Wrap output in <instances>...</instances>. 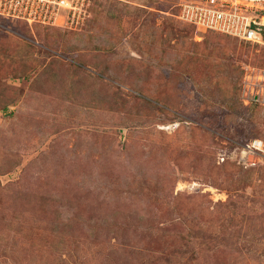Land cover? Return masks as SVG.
I'll return each instance as SVG.
<instances>
[{"label":"rangeland","instance_id":"1","mask_svg":"<svg viewBox=\"0 0 264 264\" xmlns=\"http://www.w3.org/2000/svg\"><path fill=\"white\" fill-rule=\"evenodd\" d=\"M178 1L92 0L71 30L0 16V264H264V166L238 150L264 140V43Z\"/></svg>","mask_w":264,"mask_h":264},{"label":"built area","instance_id":"2","mask_svg":"<svg viewBox=\"0 0 264 264\" xmlns=\"http://www.w3.org/2000/svg\"><path fill=\"white\" fill-rule=\"evenodd\" d=\"M92 0H0V16L25 23L76 29L89 14ZM177 18L197 30L264 43V0H179ZM264 81V80H263ZM264 83V82H263ZM243 166H264V140L238 147Z\"/></svg>","mask_w":264,"mask_h":264},{"label":"trees","instance_id":"3","mask_svg":"<svg viewBox=\"0 0 264 264\" xmlns=\"http://www.w3.org/2000/svg\"><path fill=\"white\" fill-rule=\"evenodd\" d=\"M127 167H129V163H127ZM124 172L126 173L127 172V169H124ZM145 182H147V181L145 180ZM136 209L137 208H133L132 210H129V211L126 210V214H127V212H130V211L131 212H134L135 211V214H137V210ZM155 209H159V208H155ZM171 209H176V208H171ZM165 213H166V215H164V217L161 220L168 219V208H166ZM151 218L154 219L153 216H152V214L147 217V220L149 221V223H152V219ZM157 223H159V222L157 221ZM58 226H60V224ZM150 227H153V226H151V224H147V226H146L145 229H151ZM156 228L157 229L154 232L153 231H148V233L146 235V237L149 238V243L150 244L151 243L154 244V246L157 245L156 243H159V246H156V248H160L161 245H165V244H166V247H171L174 244V242H175L174 241L175 240V237L172 235L173 232H174V230L172 229V228H174V225L173 224H170L169 226H166L165 227V226H161L160 224L159 225L157 224ZM162 231H163L164 234L166 232H170V233L167 234V235L166 234L165 235H162L161 234ZM161 236H163V239H164L163 241H161ZM150 244H149L148 248H146V250H151L149 248L150 247ZM148 254H150V252H148Z\"/></svg>","mask_w":264,"mask_h":264}]
</instances>
